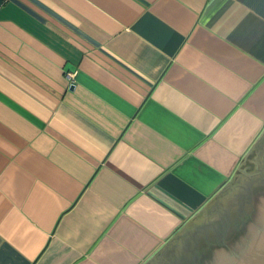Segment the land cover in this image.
<instances>
[{
  "label": "crops",
  "instance_id": "0c3cea01",
  "mask_svg": "<svg viewBox=\"0 0 264 264\" xmlns=\"http://www.w3.org/2000/svg\"><path fill=\"white\" fill-rule=\"evenodd\" d=\"M261 148L264 0H0V264H151Z\"/></svg>",
  "mask_w": 264,
  "mask_h": 264
},
{
  "label": "rangeland",
  "instance_id": "374dc122",
  "mask_svg": "<svg viewBox=\"0 0 264 264\" xmlns=\"http://www.w3.org/2000/svg\"><path fill=\"white\" fill-rule=\"evenodd\" d=\"M228 185L199 217L197 227L186 230L151 264H206L218 254L232 252L238 238L260 225L264 216V148Z\"/></svg>",
  "mask_w": 264,
  "mask_h": 264
},
{
  "label": "water",
  "instance_id": "95a60500",
  "mask_svg": "<svg viewBox=\"0 0 264 264\" xmlns=\"http://www.w3.org/2000/svg\"><path fill=\"white\" fill-rule=\"evenodd\" d=\"M262 219L259 226L234 242L232 252L218 254L206 264H264V216Z\"/></svg>",
  "mask_w": 264,
  "mask_h": 264
}]
</instances>
